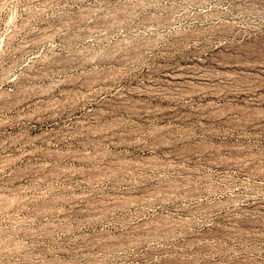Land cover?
Segmentation results:
<instances>
[{"label":"rangeland","instance_id":"1","mask_svg":"<svg viewBox=\"0 0 264 264\" xmlns=\"http://www.w3.org/2000/svg\"><path fill=\"white\" fill-rule=\"evenodd\" d=\"M0 264H264V0H0Z\"/></svg>","mask_w":264,"mask_h":264},{"label":"bare ground","instance_id":"2","mask_svg":"<svg viewBox=\"0 0 264 264\" xmlns=\"http://www.w3.org/2000/svg\"><path fill=\"white\" fill-rule=\"evenodd\" d=\"M105 128V127H104ZM132 160V159H131ZM136 176V175H135Z\"/></svg>","mask_w":264,"mask_h":264}]
</instances>
